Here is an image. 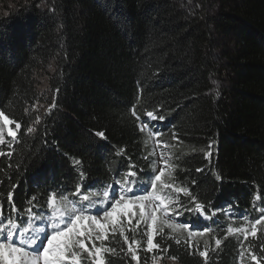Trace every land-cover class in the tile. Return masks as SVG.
Listing matches in <instances>:
<instances>
[{
	"label": "trees",
	"instance_id": "trees-1",
	"mask_svg": "<svg viewBox=\"0 0 264 264\" xmlns=\"http://www.w3.org/2000/svg\"><path fill=\"white\" fill-rule=\"evenodd\" d=\"M133 105L164 117L152 124L177 166L167 181L206 205L207 218L183 212L174 222L211 229L192 237L189 248L186 231L165 228L181 242L156 237L161 248L142 249L141 264L153 256L175 264H257L249 245L264 260V223L247 240L226 231L248 227L264 208V0H0V111L22 125L18 139L0 146L3 215L11 214L9 191L21 212L33 196L43 203L53 191H74V158L88 186L118 179L129 163L140 179L158 172ZM213 236L222 241L216 250ZM205 241L207 260L198 252Z\"/></svg>",
	"mask_w": 264,
	"mask_h": 264
},
{
	"label": "snow or ice",
	"instance_id": "snow-or-ice-1",
	"mask_svg": "<svg viewBox=\"0 0 264 264\" xmlns=\"http://www.w3.org/2000/svg\"><path fill=\"white\" fill-rule=\"evenodd\" d=\"M131 116L135 118L138 130L146 133L149 138L163 135L152 124V121L164 120L155 111L145 109L140 113L137 106L133 105ZM40 122L41 117L37 116L35 123ZM12 125H15V130ZM21 127L20 122L0 111V145L5 142V133L13 140L18 139L17 130ZM34 131V127L27 128L29 134ZM172 135L175 139V134ZM94 136L101 140L106 139L103 131H96ZM208 148H212L211 142ZM124 153L125 150L121 148L116 155L123 156ZM211 155V151H208L205 158L209 159ZM2 156L5 153L0 151V157ZM161 160L165 167L145 179H140L136 165L129 163L127 170L118 179H113L103 187H94L87 185L86 173L80 168L82 161L74 158L72 163L79 169L74 191H53L43 203H39V197L33 196L27 201L24 212L12 204L13 192L9 191L7 200L11 206V214L5 217L0 210V264H111L113 258H123L127 264H141L139 252L142 249L151 253L161 248L156 237L175 239L177 244L181 242L174 236H165V228L173 233L186 231L187 246L194 247L192 237H203L211 229L205 227L203 230H193L188 223L174 222L173 216L186 212L207 218L206 205L199 202L198 197L192 195L188 187L169 182L173 179L172 172L177 166L170 163V158L163 153ZM165 168L169 170V181L162 179ZM200 171L202 169H197V172ZM216 179L221 177L217 175ZM181 195L188 198L187 203L181 200ZM256 211L261 215L250 220L248 227L228 226L227 233L243 234L245 240L249 235L256 237L258 226L264 223V208H257ZM216 214V210H213L212 215ZM212 238L216 246L213 250H216L222 241L216 236ZM113 243L119 245V250L111 246ZM251 248L249 245L247 249L251 259L257 264H264V260H258ZM167 250L162 249L165 252ZM198 252L200 257L207 260V241L205 250ZM239 255L243 257L245 251H241ZM157 259L159 258L153 256L152 264H156ZM144 264H147V260Z\"/></svg>",
	"mask_w": 264,
	"mask_h": 264
},
{
	"label": "rangeland",
	"instance_id": "rangeland-1",
	"mask_svg": "<svg viewBox=\"0 0 264 264\" xmlns=\"http://www.w3.org/2000/svg\"><path fill=\"white\" fill-rule=\"evenodd\" d=\"M40 82H41L40 88H41V90H43L44 85H45L44 80L42 79V80H40ZM216 87L217 88H221V84L218 82ZM144 135H145V138H146L145 139V145L150 150V152L154 153V159L156 161V166L158 167V171H159V169L161 167H165L163 161L161 160V154L163 153L164 156H165V153L163 151L164 147H162L161 143H158V138H156V137L149 138L146 133H144ZM9 140H12V138L11 137H7V135L5 133V142H4V144L6 142H8ZM2 145H0V146H2ZM168 174H169V171H168L167 168H165V175H164V177L162 179L167 181ZM149 189H150V186H149ZM167 191H171V190H167ZM174 220L175 219L173 218V221ZM168 232L170 234H175L170 229H168ZM156 264H175V263L172 260H166V259L163 260V259L159 258V259H157Z\"/></svg>",
	"mask_w": 264,
	"mask_h": 264
}]
</instances>
